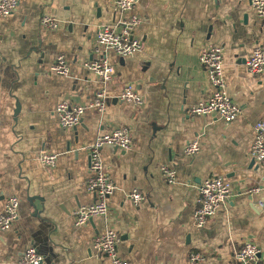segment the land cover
<instances>
[{"label":"crops","instance_id":"0c3cea01","mask_svg":"<svg viewBox=\"0 0 264 264\" xmlns=\"http://www.w3.org/2000/svg\"><path fill=\"white\" fill-rule=\"evenodd\" d=\"M114 1L18 0L12 14L0 15V210L8 196L19 198L17 220L0 231V264H17L29 245L42 264H107L91 248L107 228L119 235L118 256L129 264H190L192 254L201 258L193 264H236L234 253L247 240L260 247L264 263V164L248 154L253 125L264 121V73L251 74L245 64L255 45L264 47V17L248 0H137L141 22L133 36L141 49L106 54L116 70L106 109H86L76 127L64 129L57 103L87 102L103 85L86 64L97 58L98 26L118 18ZM45 14L58 20L57 29L40 25ZM209 44L223 46L226 90L241 108L230 123L189 113L211 90L198 59ZM59 54L66 75L49 69ZM129 82L142 105L114 99ZM115 126H127L133 144L128 151L102 148L115 183L109 211L76 226L73 212L95 199L86 188L87 145ZM193 140L199 151L185 155ZM41 152L57 155L53 167L40 162ZM162 165L176 170L174 182L165 180ZM211 176L229 181L232 194L196 227L198 185ZM133 188L145 196L137 206L126 198Z\"/></svg>","mask_w":264,"mask_h":264},{"label":"built area","instance_id":"2783aa9c","mask_svg":"<svg viewBox=\"0 0 264 264\" xmlns=\"http://www.w3.org/2000/svg\"><path fill=\"white\" fill-rule=\"evenodd\" d=\"M137 0H115L114 9L118 14L116 20L101 23L96 31L93 42V53L96 59L86 64L96 77L102 82V87L94 92L93 97L84 103H73L63 99L55 107V113L59 125L64 129L76 127L83 117L86 109H94L103 113L110 99L107 84L111 81L116 70L107 59L108 52L125 57L130 56L141 49L142 42L133 36L135 27L140 24L141 18L135 10ZM251 9L258 17H264V0H248ZM18 5V0H0V15L12 14ZM40 25L48 30L58 28V20L50 14H45L40 19ZM223 46L209 44L199 54V62L206 69L208 83L211 88L209 94L198 101L189 109L192 115H212L230 123L240 114L241 108L228 95L223 72ZM246 68L251 74L264 73V47L255 45L245 61ZM50 71L58 75H66L69 72L64 55L59 54L50 64ZM114 99L121 102L142 105L143 98L139 94L136 85L132 82L125 83ZM253 141L249 149V157L256 163L264 164V121H257L253 125ZM133 144L130 129L127 126H115L108 131L99 132L87 145L89 154L88 179L86 188L93 193L95 199L85 205H81L73 212V223L76 226L86 224L92 217L105 216L109 211L108 198L115 189V183L104 168L102 160V148L110 145L120 150L128 151ZM200 149L197 141L188 142L183 148L185 155L193 156ZM40 162L53 167L57 155L41 152L38 156ZM161 174L172 183L176 177V170L167 165L160 167ZM231 185L222 176H211L203 179L198 185V197L193 213V222L196 227L204 226L212 218L217 210L226 203L231 196ZM259 188H252L250 192H258ZM126 198L133 205H140L145 201V196L136 188L126 193ZM19 198L10 195L5 199L0 210V231L9 229L19 216ZM119 235L112 228L98 233L91 241V248L109 258L107 264H129L118 256L117 244ZM260 247L252 240L244 241L234 253L236 264H264L260 263ZM200 256L190 255V264H193ZM201 259V258H200ZM43 255L33 245L27 246L17 264H42Z\"/></svg>","mask_w":264,"mask_h":264},{"label":"water","instance_id":"95a60500","mask_svg":"<svg viewBox=\"0 0 264 264\" xmlns=\"http://www.w3.org/2000/svg\"><path fill=\"white\" fill-rule=\"evenodd\" d=\"M261 202H263V201H261Z\"/></svg>","mask_w":264,"mask_h":264}]
</instances>
